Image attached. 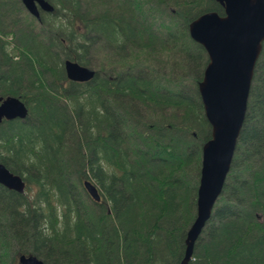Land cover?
<instances>
[{
  "label": "trees",
  "instance_id": "obj_1",
  "mask_svg": "<svg viewBox=\"0 0 264 264\" xmlns=\"http://www.w3.org/2000/svg\"><path fill=\"white\" fill-rule=\"evenodd\" d=\"M46 1L53 12L27 13L11 43L7 9L23 5L0 0V97L28 109L24 120L0 124V163L25 183L23 194L0 185V264L23 254L47 264H182L211 135L198 93L208 57L188 27L223 8ZM163 17L168 25L157 26ZM99 50L105 64L94 60ZM67 60L95 76L70 82ZM242 169L252 184L239 179ZM186 264H264V43L229 174Z\"/></svg>",
  "mask_w": 264,
  "mask_h": 264
},
{
  "label": "water",
  "instance_id": "obj_2",
  "mask_svg": "<svg viewBox=\"0 0 264 264\" xmlns=\"http://www.w3.org/2000/svg\"><path fill=\"white\" fill-rule=\"evenodd\" d=\"M223 15L207 12L188 27L190 38L205 50L208 63L198 83L204 116L211 129L210 139L201 148V169L196 196V213L184 241L186 264L195 243L210 220L230 171L237 139L241 131L249 97L254 67L264 42V0H214ZM24 9L39 20L40 11L52 13L46 0H21ZM70 82L86 83L95 71L72 61L63 64ZM28 109L15 97H0V124L24 120ZM0 185L23 194L25 183L0 163ZM89 197L100 201L97 188L84 181ZM18 264H47L35 256L20 255Z\"/></svg>",
  "mask_w": 264,
  "mask_h": 264
},
{
  "label": "rangeland",
  "instance_id": "obj_3",
  "mask_svg": "<svg viewBox=\"0 0 264 264\" xmlns=\"http://www.w3.org/2000/svg\"><path fill=\"white\" fill-rule=\"evenodd\" d=\"M15 9H12V7H9L8 9H7V13H6V15L9 17V21H7L6 23H5V25L8 27L7 29H6V31L5 32H9V33H11L9 36L10 37H8V34H7V36H5V38H7V41L8 42H11V43H14V42H17L18 41V37L20 36L21 37V35H22V33H21V30L24 28V26H25V24H29L28 22H26L27 20H29L28 19V15H27V12H26V10L24 9V7L22 6V8H21V6H19L18 4H17V6L16 7H14ZM20 9V10H19ZM24 10V11H23ZM20 16H21V19H20ZM169 20V19H168ZM167 19H165V17H163V18H160V20L159 21H157L156 22V25L157 26H167L168 25V23H169V21H168ZM22 22H24V23H22ZM37 28V27H36ZM36 32H38V29L36 30ZM15 37V38H14ZM14 38V39H13ZM17 39V40H16ZM7 42V43H8ZM8 48H10V50H12V51H14L15 52V46L14 45H9L8 46ZM18 51V50H17ZM104 59H105V54H103L102 53V51L101 50H99L98 52H96L95 54H94V60H95V62H96V64H98V63H100V62H104V64L106 63L105 61H104ZM110 60H112V58H109ZM177 152H180L182 155H185V153H188L189 152V150H188V148H186V147H183V146H180L177 150H176ZM154 154V153H153ZM154 155H156V156H158V154H154ZM149 156L151 157V156H153L152 154H149ZM191 172H189L190 173V176H188V178H189V180H193V178L192 177H195V173H194V170H193V168H190L189 169ZM244 170V171H243ZM250 170H246V169H242V173L239 175V179H243V180H247L248 182H249V185L250 184H252V182H250V181H252V178H251V176L249 175L250 174V172H249ZM229 174V173H228ZM245 174V175H244ZM228 176V175H227ZM227 178V177H226ZM25 194H26V192H25ZM207 225V224H206ZM206 227V226H205ZM205 227H204V229H205ZM204 229H203V231H204ZM202 231V232H203Z\"/></svg>",
  "mask_w": 264,
  "mask_h": 264
},
{
  "label": "bare ground",
  "instance_id": "obj_4",
  "mask_svg": "<svg viewBox=\"0 0 264 264\" xmlns=\"http://www.w3.org/2000/svg\"><path fill=\"white\" fill-rule=\"evenodd\" d=\"M264 43V42H263ZM262 47H263V45H262ZM261 52H262V50H261ZM260 55H261V53H260ZM260 57V56H259ZM259 59V58H258ZM258 61V60H257ZM254 69H255V67H254ZM251 84H252V82H251ZM250 87H251V85H250ZM235 152V151H234ZM233 160V159H232ZM232 164V163H231ZM231 168V167H230ZM226 181V180H225ZM223 188H224V186H223ZM223 191V190H222Z\"/></svg>",
  "mask_w": 264,
  "mask_h": 264
},
{
  "label": "flooded vegetation",
  "instance_id": "obj_5",
  "mask_svg": "<svg viewBox=\"0 0 264 264\" xmlns=\"http://www.w3.org/2000/svg\"><path fill=\"white\" fill-rule=\"evenodd\" d=\"M28 13V12H27ZM40 13H42V11H40ZM29 14V13H28ZM30 15V14H29ZM36 19V18H35Z\"/></svg>",
  "mask_w": 264,
  "mask_h": 264
}]
</instances>
